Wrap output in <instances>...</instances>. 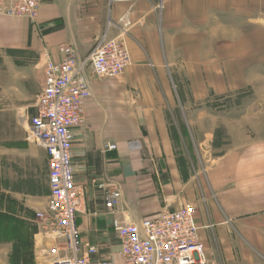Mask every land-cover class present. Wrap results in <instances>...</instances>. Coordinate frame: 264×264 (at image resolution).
<instances>
[{"label":"crops","instance_id":"0c3cea01","mask_svg":"<svg viewBox=\"0 0 264 264\" xmlns=\"http://www.w3.org/2000/svg\"><path fill=\"white\" fill-rule=\"evenodd\" d=\"M158 1L43 0L35 23L0 15V53L34 51L45 79V61L59 60L61 45L72 46L80 58L105 34L122 35L129 46L132 65L123 75L100 78L86 71L92 96L72 142L75 177L83 189L77 218L82 254L86 245L95 246L92 260L122 264L115 218L140 223L192 204L208 264H264V136L226 151L204 177H186L169 119L173 82L178 89L189 82L196 100L231 91L220 88L228 48L220 36L254 0H166L162 11ZM227 79L235 77L229 73ZM107 143L118 148L105 149ZM100 184L121 191L117 214L107 211ZM45 186L17 206L4 204L10 216L0 227V264L52 263L36 216L48 207V174ZM12 215L18 235L10 233Z\"/></svg>","mask_w":264,"mask_h":264},{"label":"built area","instance_id":"2783aa9c","mask_svg":"<svg viewBox=\"0 0 264 264\" xmlns=\"http://www.w3.org/2000/svg\"><path fill=\"white\" fill-rule=\"evenodd\" d=\"M134 2L136 0H112ZM166 0H159L163 10ZM43 0H0V15L24 18L35 23ZM59 60L47 58L43 91L28 115V139L46 150L49 161L50 195L48 207L39 212L41 232L52 255L51 264H115L112 261H94L95 246L86 245L81 253L78 212L83 202V189L76 181L77 168L73 163L74 131L86 122V103L92 96L87 68L100 78H115L132 65L129 46L122 35L108 38L103 35L90 54L80 58L70 45L59 47ZM132 147L136 143L130 144ZM137 146V145H136ZM118 145L107 143L105 149ZM84 170V168H82ZM100 187L105 189L104 184ZM121 191L116 187L105 189V206L117 214ZM117 233L122 264H208L207 253L200 237L197 208L182 205L174 211L162 210L140 223L113 220Z\"/></svg>","mask_w":264,"mask_h":264},{"label":"rangeland","instance_id":"374dc122","mask_svg":"<svg viewBox=\"0 0 264 264\" xmlns=\"http://www.w3.org/2000/svg\"><path fill=\"white\" fill-rule=\"evenodd\" d=\"M220 39L228 41V48L219 83L230 92L196 100L189 82L179 89L172 83L169 119L186 177H204L226 151L251 137L264 136V0H254ZM229 73L235 79H227ZM43 80L44 64L34 51L13 48L0 53L1 228L10 216L3 211L5 203L17 206L26 194L38 196L46 187V150L28 139L26 122L43 91ZM197 110H204V116ZM13 217L17 219L9 218L10 233L18 235V220Z\"/></svg>","mask_w":264,"mask_h":264}]
</instances>
